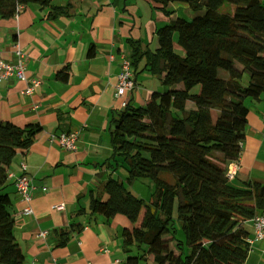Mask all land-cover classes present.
I'll list each match as a JSON object with an SVG mask.
<instances>
[{
    "label": "trees",
    "instance_id": "1",
    "mask_svg": "<svg viewBox=\"0 0 264 264\" xmlns=\"http://www.w3.org/2000/svg\"><path fill=\"white\" fill-rule=\"evenodd\" d=\"M152 1L166 16L155 30L158 46L142 48L129 38L128 59L135 74L144 58L143 68L166 88L153 90L143 104L127 103L112 117V154L105 164L121 166L125 177L108 173L102 185L106 199L94 197L91 206H103L105 217L121 213L130 220L121 234L127 264L146 255L151 264H243L250 248L248 222L264 211V184L244 180L234 186L226 170L239 158L247 101L264 94V3L178 0L195 12L186 18L172 17L167 8L177 0ZM227 1L234 4L232 13L218 10ZM33 2L48 6L51 17L67 13V5L52 0H0V17H12L18 6ZM174 33L182 52L174 50ZM57 76L66 80L67 73ZM186 100L192 108H183ZM40 130L38 122L18 126L0 120V264L24 262L6 191L8 166ZM139 177H149L154 186L147 202L124 185ZM175 201L184 241L175 235ZM68 239L65 234L61 244Z\"/></svg>",
    "mask_w": 264,
    "mask_h": 264
},
{
    "label": "crops",
    "instance_id": "2",
    "mask_svg": "<svg viewBox=\"0 0 264 264\" xmlns=\"http://www.w3.org/2000/svg\"><path fill=\"white\" fill-rule=\"evenodd\" d=\"M52 3L67 5V13L51 17L48 6L33 2L21 6L12 17H0V56L13 59L20 48L26 54V76L41 80L32 96L22 93L25 83L16 77H6L0 84V120L18 126L41 125L32 145L17 150L8 166L6 191L12 200L15 241L24 262L32 264H127L121 234L123 227L131 226L130 220L121 213L105 217L103 206L90 202L94 197L106 199L102 185L108 173L119 178L125 173L121 166L114 169L105 164L112 154V117L121 108L114 97L119 57L129 56V38L139 40L142 48L155 50V30L166 16L152 0ZM167 8L174 11L172 17L178 12L184 17L195 14L183 1L169 2ZM175 37L176 33L174 50ZM143 61L134 74L135 86L125 95L133 105L143 104L153 90L166 88L143 68ZM60 71L67 73L66 80L57 76ZM247 104L239 158L227 164L234 172L228 178L234 186L244 180L264 184V94ZM192 107L189 100L184 102V109ZM63 130L79 131L75 150H63L49 140L50 134ZM23 172L33 184L29 214L23 213L26 202L15 185ZM59 204L62 208L56 207ZM247 227L250 248L243 264H264V236L255 237L252 220ZM65 234L69 239L61 244ZM132 247L136 252L137 245ZM136 264H151V257L146 255Z\"/></svg>",
    "mask_w": 264,
    "mask_h": 264
},
{
    "label": "built area",
    "instance_id": "3",
    "mask_svg": "<svg viewBox=\"0 0 264 264\" xmlns=\"http://www.w3.org/2000/svg\"><path fill=\"white\" fill-rule=\"evenodd\" d=\"M21 6H18V9ZM25 52L20 48H17L14 53L13 59H5L0 56V84L2 79L6 77H16L20 81L25 83L22 93L28 96H32L34 90L41 85L39 78H29L25 74ZM113 55L110 54V58ZM119 71L117 74V83L115 85L114 97L119 100L120 107H125L128 103V99L125 98L126 93L130 92L135 86L134 73L127 56L121 55L119 57ZM263 128L262 134L264 135V113H262ZM78 130H63L58 133H52L49 135V140H55L63 150H75L77 148ZM20 167L25 170V163L21 161ZM233 171L231 168L226 170V176L232 177ZM17 192L26 202V206L23 208V213H31V201H32V190L33 184L31 178L23 172L15 180ZM57 208H62L59 204ZM255 231V237L261 238L264 236V211H257L254 217L251 219ZM46 231L42 232L44 235ZM248 241H250L248 239ZM22 264H32L31 262H23Z\"/></svg>",
    "mask_w": 264,
    "mask_h": 264
},
{
    "label": "rangeland",
    "instance_id": "4",
    "mask_svg": "<svg viewBox=\"0 0 264 264\" xmlns=\"http://www.w3.org/2000/svg\"><path fill=\"white\" fill-rule=\"evenodd\" d=\"M233 9H234V4L232 2H230V1H227V2H224L219 7L218 10L221 11V12H229V13H232L233 12ZM177 14H180V13L178 12ZM190 17L191 16H188L186 18H190ZM176 39H177V37H175V43H176V47H177L175 49H176L177 52H182V47H180L177 44ZM196 89L199 90L198 86H197ZM124 177H125V173H124ZM124 185L132 193H134L135 195L143 198V200L145 202H147L149 200L150 195H151V192L153 191V188H154L153 183H152V180L149 177H139V178H136L132 183H129V182H127V181L124 180ZM172 216H173V222H174V227H175V235H176L177 238H179L182 241H184V234H183V231H182V229L180 227V222L176 218V201H175V203L173 205ZM188 249H189V247H187L186 244H183V250H185V252H189Z\"/></svg>",
    "mask_w": 264,
    "mask_h": 264
}]
</instances>
